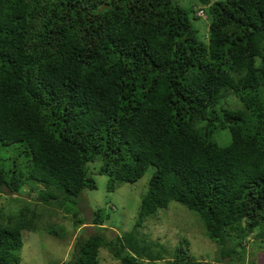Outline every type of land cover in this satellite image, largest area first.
Wrapping results in <instances>:
<instances>
[{
    "label": "trees",
    "instance_id": "obj_1",
    "mask_svg": "<svg viewBox=\"0 0 264 264\" xmlns=\"http://www.w3.org/2000/svg\"><path fill=\"white\" fill-rule=\"evenodd\" d=\"M197 2L205 39L176 0H0V189L36 186L14 212L0 206V264H19L22 233L53 208L81 223L89 168L110 191L149 166L133 227L78 238L67 264H97L100 248L117 264L248 263L250 235L264 240V0ZM171 200L197 215L216 257L138 232Z\"/></svg>",
    "mask_w": 264,
    "mask_h": 264
},
{
    "label": "rangeland",
    "instance_id": "obj_2",
    "mask_svg": "<svg viewBox=\"0 0 264 264\" xmlns=\"http://www.w3.org/2000/svg\"><path fill=\"white\" fill-rule=\"evenodd\" d=\"M176 1L183 8L203 7L204 16L193 19L192 24L197 30L198 38L205 39L209 23L207 7L199 5L197 0ZM260 94H264L263 90ZM234 102L233 96L225 100L230 107L235 106ZM213 139L218 145L223 146L229 142V134L225 129L217 130L213 134ZM153 170L154 168L149 166L135 182H118L112 190L107 191V177L97 173L95 168H89L95 188L84 189L79 195L78 212L74 218L82 219L81 223H76L71 215H65L53 208L48 215L44 214L39 229L22 233V246L18 251L19 264H67L72 258L73 247L78 238L95 231L110 238L130 230L136 220L140 199L146 191ZM33 187L36 186L22 185L14 194L6 188H1L0 206L4 212H14L19 205L33 201L31 197L34 194ZM95 208L103 209L106 216L99 225L90 221ZM47 224L57 229L60 237L48 234L44 230ZM137 229L146 240L158 241L167 252L172 251L180 237H185L189 241V251L194 257L203 256L208 261L216 257L217 248L204 236L197 215L173 200L169 201L166 207L145 216ZM248 239L247 245L243 247L245 252H242L244 260L248 262L247 264H264V240L257 242L253 235ZM237 250L241 252L240 248ZM97 264H117V261L105 249L100 248Z\"/></svg>",
    "mask_w": 264,
    "mask_h": 264
},
{
    "label": "clouds",
    "instance_id": "obj_3",
    "mask_svg": "<svg viewBox=\"0 0 264 264\" xmlns=\"http://www.w3.org/2000/svg\"><path fill=\"white\" fill-rule=\"evenodd\" d=\"M203 6L207 7V5H203ZM192 7L195 8V12H194L195 15H197L199 17H203L204 16L203 7H198V6L197 7L196 6H192ZM207 10H208V8H207ZM209 21H210V14H209Z\"/></svg>",
    "mask_w": 264,
    "mask_h": 264
}]
</instances>
